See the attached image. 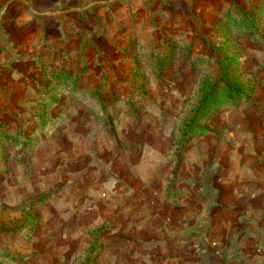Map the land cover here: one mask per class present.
<instances>
[{"label":"rangeland","instance_id":"rangeland-1","mask_svg":"<svg viewBox=\"0 0 264 264\" xmlns=\"http://www.w3.org/2000/svg\"><path fill=\"white\" fill-rule=\"evenodd\" d=\"M113 1L66 13L56 28L66 33L68 52L46 42L5 55L0 46V264H159L160 234L142 233L139 217L182 204L176 195L194 185L191 172L202 183L194 240L221 254L235 237L223 227L233 225L236 205L220 202L215 186L230 151L264 148V115L246 113L261 75L240 71L250 84L243 98L197 112L211 86L220 92L229 80L220 61L264 57V0H239L232 11L223 0L215 8L173 0L178 10L152 14V27L120 25L112 42L106 12L97 11L98 28L89 21L97 13L90 8ZM243 11L257 24H243L245 34L230 44V17ZM138 15L132 11V21L143 20ZM204 15L214 16L212 25ZM189 124L208 131L186 137Z\"/></svg>","mask_w":264,"mask_h":264},{"label":"crops","instance_id":"crops-1","mask_svg":"<svg viewBox=\"0 0 264 264\" xmlns=\"http://www.w3.org/2000/svg\"><path fill=\"white\" fill-rule=\"evenodd\" d=\"M6 1L8 2V0H0V6ZM96 1L98 0L11 1L12 3L7 4L6 13L0 17V46H3L1 51L31 52L42 49L47 42L54 43V49L63 47L61 51L68 52L70 44L66 45V33L56 27H62L67 23L65 16L67 12L82 11L83 8ZM203 1L210 5L213 4V8L216 7L215 0ZM220 1L222 0H218V2ZM256 1L258 0H252V2ZM235 2L239 3L240 1L223 0L221 6L226 5L227 11H232L230 7L235 5ZM260 7L263 8V6ZM165 8L178 10L179 6L177 1L173 0L167 2L165 0H115L106 4V7L103 4H96L93 9H90L96 12H106V26H111L112 30L107 33L105 39L114 42L120 36L118 31L120 25L124 26V30L129 26L132 28L134 25L139 28L150 27L154 25L151 15L158 12L162 17L161 11ZM137 10H140L144 16L138 15L135 18L141 17L144 21L137 19L136 22L132 21V11ZM171 15L169 19L172 17ZM204 16L207 20L208 17ZM120 17L123 20H120ZM213 18L210 16L207 20L209 25H212ZM70 20L75 21L74 23L77 25L82 24V21L77 22L71 17ZM89 23L96 28L102 24L98 12L94 16V22L89 21ZM51 27H55L52 29L56 32L55 34L51 33ZM127 32L130 31L126 30L123 35ZM57 34L58 36H56ZM244 34L235 33L232 29L229 34H226L225 39L231 44ZM98 36L94 35V38H100ZM226 45L228 44L226 43ZM230 57L235 59L231 68H234L238 79L245 86H250V84L241 78L240 71L246 72L247 69H250L258 76L261 75L260 86L254 91L252 88L246 100V104H248L246 113L250 114L253 119L258 117V121H261L262 115H264V57L259 55L251 60L248 58L249 61L246 62L241 55L236 54ZM235 150L239 151H230V154H234V156L225 158L224 181L215 186L219 190L216 198H219L220 202L230 201L236 205L232 217H229V220L233 219V225L223 227L224 230H229L235 235V237H231V240L224 241L223 247L226 252L220 254L211 251L207 243H198L193 238L195 225L200 219L194 207L200 200V192H202L200 184L202 183L195 182L199 179H195V175L191 172L189 180H194L193 184L197 187L193 185L192 188H186V194L177 193L176 197H181L182 204L176 202L173 209H163L152 217H139L138 227L142 233L160 234L159 264H194L198 260L203 261L204 264H264V148ZM168 215L170 221H167ZM226 220L227 218L223 217V223ZM140 246L141 244H139Z\"/></svg>","mask_w":264,"mask_h":264},{"label":"trees","instance_id":"trees-1","mask_svg":"<svg viewBox=\"0 0 264 264\" xmlns=\"http://www.w3.org/2000/svg\"><path fill=\"white\" fill-rule=\"evenodd\" d=\"M230 20L232 21L233 31L235 33H243L241 30V27H243V24H251V26H256V22L251 18L248 12L243 11L239 15H231ZM248 27V25H246ZM257 38V34H253ZM215 47V46H214ZM164 57L161 59V63L166 62V58ZM223 59V58H222ZM168 60V59H167ZM221 60V59H219ZM234 57H228L225 60L220 61V69H221V78L223 79H229L224 84V87L221 88V91H218V86L213 85L210 88V91L202 96L201 103L199 105L198 114H213L217 109L222 108L225 105L231 104L236 99H241L244 96V83H242L238 77H236L235 72L229 74L230 67L234 64ZM162 66V65H160ZM234 76V79L231 80L230 78ZM194 123V122H193ZM185 130V136L187 137L189 132H192L193 130H197L199 134L205 133L208 130L205 127H199L195 126V124H189ZM196 132V134H198Z\"/></svg>","mask_w":264,"mask_h":264}]
</instances>
